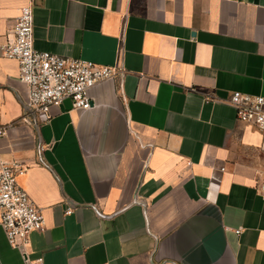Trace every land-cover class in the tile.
Segmentation results:
<instances>
[{"label": "crops", "instance_id": "crops-1", "mask_svg": "<svg viewBox=\"0 0 264 264\" xmlns=\"http://www.w3.org/2000/svg\"><path fill=\"white\" fill-rule=\"evenodd\" d=\"M31 2L36 49L127 71L37 126L0 52V167L27 165L18 181L44 214L29 258L264 264V141L227 102L264 95V0H0V44ZM0 264H26L1 224Z\"/></svg>", "mask_w": 264, "mask_h": 264}, {"label": "built area", "instance_id": "built-area-1", "mask_svg": "<svg viewBox=\"0 0 264 264\" xmlns=\"http://www.w3.org/2000/svg\"><path fill=\"white\" fill-rule=\"evenodd\" d=\"M34 6L22 5L12 27V38L0 44L4 57L19 63V77L28 87L24 100L25 117L37 126L48 120L55 105L65 99L74 108L86 110L93 105L91 90L105 80L123 77L126 68L120 61L104 65L84 58H73L42 51L34 45ZM206 101L219 100L214 94H206ZM234 106L240 121L253 124L261 132L264 141V95L233 91L228 100ZM8 127L0 126V136L7 134ZM21 161L2 162L0 167V224L12 248L21 250L26 264H45L42 256L31 259L28 247L31 234L45 229L42 209L20 185L18 178L27 170ZM264 198V168L259 185ZM72 208L68 209V213ZM239 232V230H237Z\"/></svg>", "mask_w": 264, "mask_h": 264}]
</instances>
